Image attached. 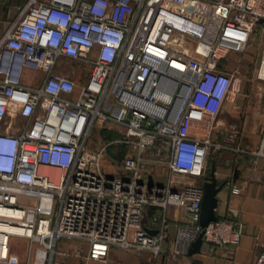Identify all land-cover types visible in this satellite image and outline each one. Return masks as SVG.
Here are the masks:
<instances>
[{
	"label": "built area",
	"instance_id": "2783aa9c",
	"mask_svg": "<svg viewBox=\"0 0 264 264\" xmlns=\"http://www.w3.org/2000/svg\"><path fill=\"white\" fill-rule=\"evenodd\" d=\"M2 24L0 221L23 230L0 232V264H20L12 236L38 246L37 264H52L64 238L87 243L86 259L105 261L117 246L155 262L170 205L187 214L173 254L186 255L200 233L203 245L239 243L238 211L201 228L202 183L178 188L172 175H205L209 136L242 83L229 57L243 54L255 32L263 40L253 77L264 83V0H28ZM70 60L89 66L78 80L63 73ZM106 123L124 130L131 149L123 175L101 170L107 144L90 146ZM193 124L206 135L192 136ZM251 154L264 158V125ZM154 166L165 167V184L152 181ZM147 208L159 210L155 234ZM254 264H264V247Z\"/></svg>",
	"mask_w": 264,
	"mask_h": 264
},
{
	"label": "crops",
	"instance_id": "0c3cea01",
	"mask_svg": "<svg viewBox=\"0 0 264 264\" xmlns=\"http://www.w3.org/2000/svg\"><path fill=\"white\" fill-rule=\"evenodd\" d=\"M27 1L0 0V14L7 15L16 9L20 11ZM2 22L3 30L9 21ZM63 73L78 80L74 71ZM247 93L246 99L234 97L224 101L218 123L209 136L211 146L208 150L203 178L184 179V184H200L214 164L217 183H225L216 194L218 202L215 213L218 219H226L231 218V209L238 211V218L234 221L242 225L240 241L233 247H212L202 244L199 254L186 256L189 264H254L258 252L264 247V158H256L251 154L259 144L264 125V85L251 84ZM189 132L194 137L206 135V130L201 124L191 125ZM92 140L91 138V142ZM154 149L155 147H152L150 151ZM100 166L107 175H123L120 167L111 165L106 156L100 159ZM152 169L154 170H152L154 172L152 181L159 185L165 184L167 178L163 169L157 166ZM182 185L179 184L178 188ZM234 186L239 190L236 194L232 192ZM158 212V209L147 208L144 223L148 231H156L150 219ZM166 218V240L163 251L170 248L171 253V245L177 229L187 223V214L184 209L170 205L166 210ZM58 249L60 257H56L55 264L153 263L149 252L117 246H110L105 261L86 259L88 244L80 240L62 242ZM162 256L167 257L161 253L153 264L161 263ZM164 259L165 262L167 258Z\"/></svg>",
	"mask_w": 264,
	"mask_h": 264
},
{
	"label": "rangeland",
	"instance_id": "374dc122",
	"mask_svg": "<svg viewBox=\"0 0 264 264\" xmlns=\"http://www.w3.org/2000/svg\"><path fill=\"white\" fill-rule=\"evenodd\" d=\"M19 14L20 11L17 9L8 13L7 15L2 16L0 14V20L2 21L6 20L11 22L15 20L19 16ZM262 40H263V34H260L259 32H255L254 35L252 36L248 48L243 54L237 56L230 55L229 63L231 65V68H236L237 70L236 76L240 77L242 80L239 90L237 92H234V94L229 97L230 99H233L234 97H240L246 99L248 97L247 91L249 90L251 84L264 85L262 81L256 80L253 77L255 70L257 68V62L261 51ZM236 59L237 61H234ZM62 62L63 61H61L59 64H62ZM67 68H69L68 70L70 71H74L75 73H77L79 77H81V74H83V72L88 71L89 66H84V65L79 66L76 65L74 61L70 60L68 61ZM92 139H93L92 142H90L91 147L96 146L99 143L108 145L107 155L105 156L107 157V161H109L110 164L114 165L116 168L119 167L121 159L127 155H130L131 153L129 144L125 142L124 130H122L117 126L106 123L103 124V126L95 128L92 132ZM159 167L163 169L165 177L167 178V171L165 167L164 166H159ZM186 177L188 178L190 176L185 174L172 175L174 181L180 185L185 183L184 179H186ZM18 203L25 204L26 200L21 198L18 201ZM55 209L56 207H54V210ZM69 240H80V239H67V238L60 239L59 242L56 244L55 251L59 253L58 248L61 245V243ZM37 248L38 246L36 244H33L29 239L17 237V236H12L10 239V252L18 257L20 264H37L34 261ZM167 249L169 250H164L162 252V255H166L167 257L162 256L163 259L161 260V263L158 264H189V260L186 258L185 254L183 253L173 254L172 252L170 253V248ZM56 257H60V256L56 254ZM164 258H167L165 262H164L165 260ZM46 264H48V262H46ZM52 264H55V261Z\"/></svg>",
	"mask_w": 264,
	"mask_h": 264
},
{
	"label": "water",
	"instance_id": "95a60500",
	"mask_svg": "<svg viewBox=\"0 0 264 264\" xmlns=\"http://www.w3.org/2000/svg\"><path fill=\"white\" fill-rule=\"evenodd\" d=\"M215 167L214 164L211 165V169L207 175V177L202 182L203 188V198L201 201L200 208V218H199V226L204 228L208 225V223L216 221L218 219L215 208L217 207L218 199L216 194L221 190L224 186V182L218 184L214 175ZM151 234H155L156 231H149ZM202 234L200 233L195 241L191 243L189 246L186 256L191 257L195 254H199L201 252L202 247Z\"/></svg>",
	"mask_w": 264,
	"mask_h": 264
},
{
	"label": "bare ground",
	"instance_id": "6f19581e",
	"mask_svg": "<svg viewBox=\"0 0 264 264\" xmlns=\"http://www.w3.org/2000/svg\"><path fill=\"white\" fill-rule=\"evenodd\" d=\"M3 212H5V211H3ZM22 230H23L22 227L11 225L7 221H3V220L0 221V232H9V233L20 234V233H22ZM41 254L43 255L44 252H41Z\"/></svg>",
	"mask_w": 264,
	"mask_h": 264
}]
</instances>
